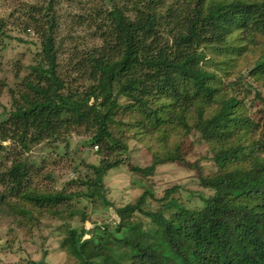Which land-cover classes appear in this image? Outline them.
<instances>
[{
  "label": "trees",
  "instance_id": "trees-1",
  "mask_svg": "<svg viewBox=\"0 0 264 264\" xmlns=\"http://www.w3.org/2000/svg\"><path fill=\"white\" fill-rule=\"evenodd\" d=\"M65 1L80 10L68 12L63 39ZM110 1L41 0L28 9L20 0L19 15L0 13V45L12 17H23L17 27L38 40L0 112L7 242L19 230L34 236L52 218L61 221L59 245L75 264H264V93L256 89L249 102L238 94L241 85L250 91L246 75L264 81V48L257 51L264 0ZM76 27L100 42L75 36ZM246 49L262 53L242 73ZM230 74L236 79L224 83ZM127 133L147 143L149 164L130 162ZM73 134L84 135L81 147H98L99 161L73 167V189L38 186L41 168L26 153L39 144L68 147ZM195 142L207 149L190 160ZM168 163L194 171L200 188L184 197L180 184L145 189L122 205L106 197L110 169L125 164L149 178ZM83 198L93 209L113 207L117 221L87 228L86 205L76 207ZM43 258L27 263L46 264Z\"/></svg>",
  "mask_w": 264,
  "mask_h": 264
},
{
  "label": "rangeland",
  "instance_id": "rangeland-1",
  "mask_svg": "<svg viewBox=\"0 0 264 264\" xmlns=\"http://www.w3.org/2000/svg\"><path fill=\"white\" fill-rule=\"evenodd\" d=\"M19 1L20 0H0V13L7 15L9 11H12L14 12L13 17L19 15L16 11L18 6L16 2ZM85 1L88 0H84V2ZM21 2H23L25 6L28 4L40 3L41 0H21ZM107 4L110 5L111 1L107 0ZM59 9L62 22L61 34L62 38L65 39L68 34V29L70 28L68 12H78L80 8L75 5L71 8L68 2L65 1L59 5ZM13 17L8 20V23L13 28L8 32L10 37H5L4 43L0 45V112L3 110V107L8 106L7 89L15 83L16 72L21 70L18 75L21 76L26 71L22 68L31 62L32 54L36 52L38 45V40L33 36V33L28 34V32H22V30L17 27V23L23 21L24 18L20 16L16 21ZM74 31L75 36H82L90 41L89 43L98 44L100 42L93 34L89 33L90 29L84 30L76 27ZM18 38L23 41L18 40ZM260 45H264V43ZM263 48V46L258 47L257 51ZM246 50L247 51L239 58V60L243 62L241 69L242 73H246L259 59L262 51L264 52V49L261 52L252 51L250 49ZM18 64H20L19 68ZM233 70L234 67L232 68L229 66V73H232ZM235 79L236 77L234 74L222 77L224 83L234 81ZM245 83H250V91L247 87L241 85L239 86L238 94L239 96L245 95V100L247 102H249L248 95H254L256 89L264 93V81L246 75ZM262 120H264V117ZM129 136L131 135L127 133L130 162L141 166L149 164L150 153L146 148L147 143L131 139ZM84 138V135L73 134L68 138V147H66L64 143H60L55 147H49L47 144H39L33 146L30 151L26 153L27 158L35 162L41 168L38 175V186L60 189L63 188L64 185L70 189L76 187L77 175L74 173L73 167L79 165L80 161L92 163H97L99 161V156L96 154V150L98 149L97 146L93 148H83L80 146L79 143ZM189 140V137H184V146L189 145ZM171 141H173V139ZM154 143L155 140L150 141V144H152L150 146L155 147L156 145H154ZM4 144L7 145L8 142H4ZM206 149L207 146L204 143L195 142V145H193L192 150L189 152L190 160L201 157ZM203 164L210 165L207 161L203 162ZM206 169L208 170L207 166ZM44 172L51 174L52 178L43 177ZM193 175L194 171L192 170H187L173 163H168L157 166L154 175L149 178H143L139 174L132 172L129 166L121 164L110 169L105 174L103 183L106 188V197L113 202L114 205H122L127 202H132L133 199L145 189H153L154 191L161 192L162 189L173 184L181 185L183 188L181 191L183 197L187 192H196L200 187L197 179ZM68 180H71L73 184L67 183ZM83 204L86 205L85 211L88 216L84 222L87 228H92L94 224H113L117 221L113 207L102 206L98 209H93L90 205L91 203L87 201V198H83L81 201L77 202L76 207L83 206ZM5 220L6 219L2 216L0 217V264H28L27 259L39 260L43 258L42 256H45L43 259H45L46 264H75L72 256L62 250L59 245L62 233L56 228V225L61 223L60 220L52 218L43 220L42 224H40L41 228L34 232V236H27L23 233V230H19L14 242L11 244L7 242L8 239H11V236L7 233ZM79 224V217H74L72 225L79 226ZM39 234H41V236H39ZM42 235H46L45 240L42 238ZM44 249L46 250L45 254L43 253Z\"/></svg>",
  "mask_w": 264,
  "mask_h": 264
}]
</instances>
